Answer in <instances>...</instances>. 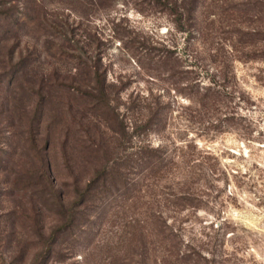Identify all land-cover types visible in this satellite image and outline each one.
<instances>
[{
    "label": "rangeland",
    "instance_id": "1",
    "mask_svg": "<svg viewBox=\"0 0 264 264\" xmlns=\"http://www.w3.org/2000/svg\"><path fill=\"white\" fill-rule=\"evenodd\" d=\"M0 104V264H264V0H0ZM140 145L163 170L48 243L60 217L12 184L37 153L67 204Z\"/></svg>",
    "mask_w": 264,
    "mask_h": 264
},
{
    "label": "trees",
    "instance_id": "2",
    "mask_svg": "<svg viewBox=\"0 0 264 264\" xmlns=\"http://www.w3.org/2000/svg\"><path fill=\"white\" fill-rule=\"evenodd\" d=\"M195 9L196 5L193 4V6H190V3L189 8L185 9L188 17L191 18L192 21L195 20ZM93 90L98 92L96 99L102 101L106 91L103 80H100V78L97 79L96 87ZM40 110L39 102L34 110H32L29 118V142L32 144H34V127L36 124H39L38 119L41 115ZM150 111L151 109L148 108V112ZM3 113L4 110L2 104H0V118H2V122L5 121L8 124L6 120L7 117ZM150 113V117L153 116L154 112L152 111ZM155 117L156 114H154L153 118ZM5 122L0 123V125H5ZM1 146L3 145H0V147ZM6 155H10L9 152L0 149V168H3V164L6 162ZM36 158V163L33 165L32 169L25 172V179L18 178L14 180L12 184L16 190H29V200L32 203L31 207L36 214H39L37 208L38 205H40L46 208V210L54 209L55 214L60 217L59 223L61 225L58 226V228H53V231L50 233L51 235L46 238L50 244L58 240L61 233H65L67 230H70L71 226L75 225L79 217V212L76 210L77 208L80 210L87 209L90 205L97 206L112 192H116L117 194L120 193L121 195L127 194L131 187H137V185H139V179L144 172H160L163 170L162 163L164 162V156L161 150L147 149L146 147H141V145L137 146L130 152L126 151L123 158L118 160L116 164L107 163L98 167L94 175L88 179L89 181L84 183V185L79 186V184H75L74 187H72L75 198L66 204L64 201V191L55 184V180L51 177V166L45 154L42 152L37 153ZM193 183L194 182H191L190 184L192 185ZM187 194L191 193L188 192ZM186 197L187 198H182L185 200V203L181 204V208H195L196 206L192 203L195 198L191 196ZM163 225L166 227L167 232L170 231L172 233V230L166 225V222L163 221ZM155 234L160 236L157 238L161 245L168 246L170 249L172 248L171 239L164 231L160 230L155 232ZM149 262L150 260L147 258L142 264H149Z\"/></svg>",
    "mask_w": 264,
    "mask_h": 264
}]
</instances>
